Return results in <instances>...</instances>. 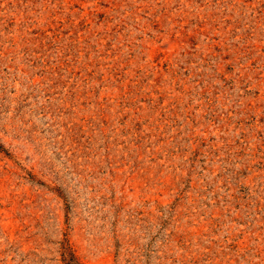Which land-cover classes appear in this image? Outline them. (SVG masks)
I'll list each match as a JSON object with an SVG mask.
<instances>
[{"label":"rangeland","instance_id":"1","mask_svg":"<svg viewBox=\"0 0 264 264\" xmlns=\"http://www.w3.org/2000/svg\"><path fill=\"white\" fill-rule=\"evenodd\" d=\"M0 264H264V0H0Z\"/></svg>","mask_w":264,"mask_h":264}]
</instances>
